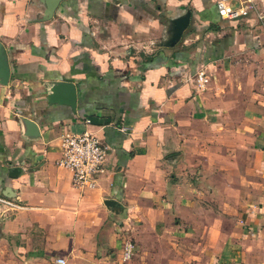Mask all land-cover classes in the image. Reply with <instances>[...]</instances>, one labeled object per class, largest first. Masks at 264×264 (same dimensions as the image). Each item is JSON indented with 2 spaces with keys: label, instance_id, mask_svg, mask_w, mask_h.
Wrapping results in <instances>:
<instances>
[{
  "label": "crops",
  "instance_id": "1",
  "mask_svg": "<svg viewBox=\"0 0 264 264\" xmlns=\"http://www.w3.org/2000/svg\"><path fill=\"white\" fill-rule=\"evenodd\" d=\"M214 2L59 0L45 19L0 0V196L22 207L0 214V264H264V0L262 20ZM60 80L73 108L47 101ZM84 130L108 146L93 189L55 165L59 135Z\"/></svg>",
  "mask_w": 264,
  "mask_h": 264
},
{
  "label": "built area",
  "instance_id": "2",
  "mask_svg": "<svg viewBox=\"0 0 264 264\" xmlns=\"http://www.w3.org/2000/svg\"><path fill=\"white\" fill-rule=\"evenodd\" d=\"M215 10L222 19H238L246 17L250 12L262 20L263 14L258 9L257 0H215ZM210 82L203 66L197 67L191 74V83L195 92L203 91ZM59 156L55 165L62 166L70 171L72 185L77 188L93 189L96 176L105 173V158L108 146L94 134L63 132L59 135ZM22 208L13 200L0 196V214ZM121 247L120 261L127 262L134 254V244L130 240L124 241ZM55 264H63V259H56Z\"/></svg>",
  "mask_w": 264,
  "mask_h": 264
},
{
  "label": "water",
  "instance_id": "3",
  "mask_svg": "<svg viewBox=\"0 0 264 264\" xmlns=\"http://www.w3.org/2000/svg\"><path fill=\"white\" fill-rule=\"evenodd\" d=\"M43 2L44 9V18L49 19L52 16V12L56 7V4L59 0H40ZM190 21V11H185L182 15H179L172 19L171 27H170V35L168 39L165 41L166 46H172L175 42H177L181 36L184 28L187 27ZM9 73L7 61L5 59V54L3 53L2 48H0V77L3 83H5V79ZM46 98L48 102H52L53 104H64L71 108L74 107L75 102V85L70 81L60 80L51 85L48 93L46 94ZM25 128L26 131L24 135H34L36 131H34V123L30 119L25 120Z\"/></svg>",
  "mask_w": 264,
  "mask_h": 264
}]
</instances>
